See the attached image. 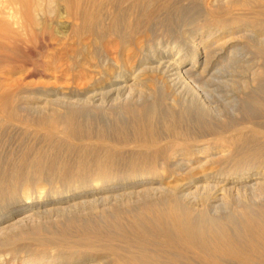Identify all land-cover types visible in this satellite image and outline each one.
<instances>
[{
	"label": "bare ground",
	"instance_id": "1",
	"mask_svg": "<svg viewBox=\"0 0 264 264\" xmlns=\"http://www.w3.org/2000/svg\"><path fill=\"white\" fill-rule=\"evenodd\" d=\"M169 2L0 0V56L4 55L5 61L12 58L16 65L20 63L19 67H23L24 61L35 54L34 48L47 52L51 49L49 46L57 42L61 45L60 54L72 62L62 69L61 65L53 66V61L59 57H48L53 61L40 63L43 71L52 70L54 73L61 68V73L56 74L65 77L76 68L80 69L82 77L90 79L86 89L87 103L82 104L85 108L80 107L82 102L79 99L77 103L70 99L75 97L73 88L68 92L53 90L50 95L55 100L40 97L41 102L37 104L25 102L20 105L19 99L24 100L27 96L22 80L27 74L34 73L28 71L14 80L9 70L0 66V219H6L4 226L0 225V249L21 241L23 237L24 232L10 234L8 227L12 226V229L13 225L16 226L14 223L33 219L34 215L54 213L59 218L62 215L60 225H63L56 228V232L55 228L52 229L57 236H62L61 241H54L55 237L53 241L48 239L50 236H45L46 233L44 238L40 235L38 241L39 246L49 248L51 245L52 250L57 248L60 254H53L49 249L53 255L38 256L30 261L29 254L25 253L27 250L9 248L7 255L14 260L21 258L22 264H85L82 263L84 258L97 255L94 263L104 264L99 252H110L111 264H264V209L257 211L243 198L249 192L256 201L264 194V181L253 180L264 177V144L258 140L264 138L261 121L256 123L249 119L233 127L226 126L227 123L226 127L220 126L222 124H216V121L200 124L201 120L184 125V118L182 124L181 114L175 112L158 119V104L155 101L148 103L151 96L149 100L146 97L151 95L147 85L154 80L160 85L165 82L169 85L168 81L174 86L179 83L184 86L190 80L211 77L224 54L230 53L229 48L212 44L220 34L214 27L226 31L232 24L264 28L261 16L264 14V0H210V15L215 17L210 16L213 19L207 22L208 29L191 33L193 37L189 40L188 52L176 45L162 46L154 41L159 44L155 47L151 43V22L161 18L160 10ZM59 11L64 13L60 17L66 18L69 25L55 36L49 20ZM221 13L223 18H216ZM198 34L207 37L197 42L195 37ZM260 49L264 54V46ZM188 61H191L190 66H186ZM108 103L118 106V117L124 115L126 119H119L121 122L115 119L116 123L109 125L105 124L106 121H96L92 114L93 119L89 114V117L83 115L86 119L82 116L88 107L84 104L91 107L90 112H95L108 109ZM260 104L264 109V103L261 101ZM107 109L105 112L109 113L110 108ZM223 142L232 148L230 158L236 163L233 165L237 170L235 179L247 181L246 187H241L246 189L244 191L235 180L226 178L229 176L224 175L226 172L224 177L216 175L214 171L217 170H205L207 162L219 152ZM226 155L227 152L223 156ZM176 170L196 172V176L187 182L184 177L178 187L176 183L173 187L166 181V174L170 172L172 176ZM179 177L182 179L181 175ZM49 195L58 199L54 203H51L53 200L47 202L46 196L47 200L51 199ZM231 195L238 200L232 203L235 204L233 210L228 215L227 211L226 216L219 214L225 209L222 208L223 200ZM201 196L204 200L201 199L203 203L198 206ZM242 198L245 201H241ZM124 199L132 204L151 202L136 208ZM26 200L29 201L25 207ZM124 202L133 208L123 213L116 209L118 213L113 214L108 210V214L99 215V220L89 219V216L88 219L80 217L61 221L95 205L110 203V208L112 204ZM36 220L38 222V218ZM39 220L42 224L48 221ZM55 226L58 227V223ZM116 242L128 247L121 251L114 247ZM5 257L0 255V264L7 263L8 257Z\"/></svg>",
	"mask_w": 264,
	"mask_h": 264
},
{
	"label": "rangeland",
	"instance_id": "2",
	"mask_svg": "<svg viewBox=\"0 0 264 264\" xmlns=\"http://www.w3.org/2000/svg\"><path fill=\"white\" fill-rule=\"evenodd\" d=\"M208 4H209V6H208ZM167 7L160 10L159 18L161 17L162 19L161 18L158 20L156 19L155 22H154V20L151 22V27H152L151 39L153 41V42L151 41V43H153L155 47H158L159 44L162 46L166 45V44L172 45V46L176 45L180 49H183L184 51L188 52V51H190V46H188L190 43L189 40H191L193 37V34H191V33L194 30H199V29H203V28H204V30L208 29L207 28V26H208L207 22H211L210 20H212L215 17L213 15H210V12L212 11V10H210L212 8L210 0H170L169 5ZM254 9L260 10L259 8H254ZM60 11L63 12L62 10H60ZM60 11L56 12V15H54L55 17H52L51 20H49V21H51L50 22L51 26L48 23L49 26L51 27V29L52 28L54 29V30L52 29V31L54 32L53 35H55V36H58L60 31L65 30L67 28V26L69 25V22L67 23L66 18H64L62 16L60 17L61 14H64V13H60ZM260 11H262V9ZM58 13H60V14H58ZM57 15H59L60 18L59 17L58 18L60 20L57 18ZM210 16H213V18ZM223 16H224V14L221 13L219 15H216V18H219V17L223 18ZM261 16H262V18H264V14ZM59 22H61L60 25H59ZM65 22L67 23V25H65L66 24ZM152 24H154V26ZM231 26L232 27L227 31L222 30L219 27H214L215 30H217L218 33H220V34H219V36H217L213 39L212 44H216V46H218L220 48L221 47H227V48H229L228 50L230 51V53H229V55L224 54L223 60H221L219 65H217L216 69L213 70L214 73L211 77L210 76H205V78L203 77L205 81L203 80V78H200L199 80L197 79L194 81L190 80L191 82L189 81L190 83L188 82L189 84L187 83L186 85L184 83V86H183V83H181V84L179 83L176 86H174L171 83H169L168 81H167V83L169 85H167L166 82L164 83V85H162V84L160 85L159 81L157 82L155 80L154 81L151 80L152 81L151 84L147 85V90L149 92L151 90V93H150L151 95L146 96V97H148L147 98L148 100L151 98V100H149L148 103L151 101V104H152L155 101V103L158 104V107L160 109L159 110L160 117L157 116L158 119L161 118V116H163V115H164V117H166L167 114L169 115V113L175 112L177 115H178V113H179V115L181 114L180 115V119H182L181 123L183 124L185 121L184 125H188V123H190L189 125H193L198 120H201V121H199L200 124H205V123H209V122H213V123L217 122L216 124H219V123L222 124V125L219 124L220 126L233 127V126L238 125L239 123L241 124L245 120L250 119V120L256 121V123L258 121L259 122L261 121L259 124L262 123L261 125L264 127V123H263L264 122V109L262 107L263 105L260 104L261 101L264 103V54H261L262 52L260 49V47L264 46V41H261V39L263 40V38H264V28H259V27H255V26H248L246 24L245 25L244 24H232ZM155 27H156V30H155ZM157 27L158 28L160 27L161 30H160V28L158 29ZM162 27H164V29H167V30H164ZM162 30L165 31V32H162L163 34L160 32ZM219 30H221V32ZM206 37L207 36H202L201 34H198V36L195 37V40L198 42L200 40L206 39ZM154 41H156L159 44L155 43ZM71 42H73V41H71ZM54 44L52 47L49 46V48H51V49H47V52H46V49L44 50L46 53H42V52H44L43 50L36 51L35 48L34 49L32 48L35 51L34 52L35 54L33 56H31L30 59L28 57L26 59V62L24 61L25 64L22 63V65L24 64L23 67H19V66H21L20 63H19V65H16L17 63L14 62L15 60H13L12 58H6L7 60L8 59H10V60L5 61L4 55L2 57L0 56V60H1L0 63L2 64V65L0 64V66L1 67L3 66L4 68L8 69L9 74H11V76L12 75L14 76V77L12 76L14 78V80L18 79L21 75L23 77L26 74V72L28 73V71L29 72L32 71L34 73V74L29 73L26 75L25 78H23V80H22L23 85L26 87L25 88L23 86L25 88L24 91H25V93L27 92L26 94L25 93L24 94L27 96H26V98H24V100L19 99L18 104L21 105V104H24L26 102V104L30 103V104L34 105V104H37L38 102H41L40 101L41 98H45V97H47V99H49V100H51V99L55 100L56 98L54 96L50 95V94H52L51 92L53 90H58L61 92H63V91L68 92L71 88H73L76 90L75 92H72L75 97L70 98V99L76 101V103L79 99L82 103L79 104V102H80L79 101L78 104L80 105V107L82 106L83 108H85L82 104H83V102L87 103L86 89H88V87L90 85V83H89L90 79H89V77H85V76L82 77V75L79 73L80 69L76 70V68L73 70V72H75V73L71 72L68 75H66L65 77L63 76L64 74L61 75L60 74L61 68L64 69L66 67V65H68L72 61H67L65 56L60 54L61 51H59V48H61V45H59L57 42H55ZM51 50H52V52H51ZM99 53H100V50L97 51V56H99ZM46 56H47V59H46ZM48 57H52V59H53V57L54 58L59 57L60 60L57 58L58 60L56 59V61H53L51 59H48ZM61 57L64 60H62ZM2 58H3V60H2ZM75 59L76 58H74V62H76ZM96 59L98 60V57ZM50 60L54 62L53 66L58 65L56 67H60V65H61V68H59L57 70V72L53 73L52 70H48L49 72L52 71V73L51 72L49 73L48 71L47 72L43 71L42 67L40 66V65H42L40 63H44L45 61L47 63ZM61 60H62V62H61ZM190 64H191V61H188L186 66H190ZM31 65H33V66H31ZM64 65H65V67H64ZM16 66H18L19 68ZM58 72H60L59 73L60 75L56 74ZM28 75H30V76H28ZM71 75H73L72 79H71ZM58 76H59V78H58ZM206 78H208V79H206ZM66 80H68V81H66ZM68 83H70V84H68ZM162 86H165L164 87L165 89ZM160 88L161 89L163 88L164 90L163 89L161 90ZM29 96H30V98H29ZM149 96H151V97L149 98ZM146 97H145V99H146ZM258 98L260 100H258ZM190 100L192 101L191 103H190ZM144 101H145V104H147V100H144ZM201 101H203V102H201ZM60 103H62V102H60ZM63 103H65V102H63ZM202 103H204L205 105ZM112 104H114V103H112ZM84 105L86 107L88 106L86 108V111H89V113L88 112L86 113V111L83 110L82 116L86 115L87 117H89V115L91 116V114H92V116L95 118L96 121L99 119L98 122L102 121L104 123V121H106L105 124L108 123L109 125H111V123L114 124L118 121L121 122V120H119V119H122V121H124L123 119H126L124 117V115H122V114H121L122 118L118 117L119 116V114H118L119 108H117L118 107L117 104H116L117 107H115L114 105H113L114 106L113 107V106H110L111 102H110V105L108 103L109 107L108 106L107 107H108V109L110 108V110H109L110 114L108 112H105V110L107 108L103 111H100V110H96L95 112L92 111L94 114L96 113L95 116L92 112H90L91 107H89V105H87V104H84ZM205 106H207V107H205ZM189 109H190V111H189ZM232 109H234V111H232ZM84 111H85V113H84ZM105 113H107V115ZM207 113H209V114H207ZM97 115H98V117H97ZM105 115L107 116V118ZM110 115H111V119H113V120L109 119ZM86 116H83V117H85L84 119L87 118ZM92 116H91V118H92ZM100 117H101V119H100ZM182 117L184 118V121H183ZM200 118H202V119H200ZM115 119H116V122H115ZM188 119H190V120L192 119V120L190 122H188L189 121ZM158 121H160V120H158ZM226 123H227V125H226ZM245 131L248 132L249 130L246 129ZM263 139L264 138H262V137L258 138V140L261 144H264ZM226 147H228L229 149H227ZM229 151H230V153H229ZM226 152H227L228 156L227 155L223 156V155H225ZM231 154H232V148L228 145V143L223 142L222 147L220 148L219 152L216 155L211 156L212 159H210V161L207 162V165H209V166H207L205 164L206 165L205 170L208 171L209 168H210L209 169L210 172H211V169H212V172L214 170H217V172L214 171V173H216V175H218V176L229 175L227 177L226 176H224V177L229 178V180H231V181L235 180L237 186H239L240 189H242L241 191H244L246 189L241 188V187H244L247 184V181H239V179H235V178H237V176H236L237 170L234 168L236 163L234 162V160L232 158H230ZM230 164H231V166H229ZM255 170H257V169H255ZM230 171L233 173H231ZM177 172L180 174H178ZM184 172L185 173H183L182 171L179 172V170H176L175 173H173V175H172L174 177H172L171 176L172 173L169 172L166 174V176H167L166 181L167 182L169 181L170 185L172 184V186L173 185L175 186V183H176V185L177 184L180 185L179 183L180 182L182 183L185 179L186 180L184 182H187V180L189 178L196 176V172L194 174L193 173L191 174V172L190 171L188 172V170H185ZM224 172H226V173L223 175ZM169 174H170V176H168ZM184 174H185V176H184ZM180 175H181V178L183 180L179 179ZM198 175H199V173H198ZM188 176H190V177H188ZM184 177H185V179H184ZM263 179H264V177L262 176L260 178H254L253 180L264 181ZM237 180L239 181V183H237L238 182ZM178 185H177V187H178ZM247 194H248L247 196L249 198L247 196L243 197V198H246L248 201H250L249 204L251 206H255L257 211H258V209L260 210V208L264 209V198H262L264 196V194L262 197H260V199L256 198L255 199L256 201H254V199H252V196H251V194H249V192ZM233 196H235V195H231L232 198L230 196L226 197L225 198L226 200L224 199L225 201L223 200L224 206L222 208L223 209L225 208V209L222 210L219 214L222 213L221 215L224 214V216H226L225 214L227 213V211H229L227 213V215H228L233 210L232 205L235 206V204H232V203H234V200L236 199V196H235V198ZM49 197L51 198V199H48L49 201L47 200V196H46L45 200L47 202H51L53 200L51 203H54V200L56 201V199H58L56 196L51 197L49 195L48 198ZM203 198H204V196L202 198H200V197L198 198V202H199V203L197 202L198 206L202 205V203H203L202 200H204ZM243 198L240 200L245 201V200H243ZM227 200H228L229 204L227 203ZM26 201L23 203L25 205V207H26V205H28L29 200L27 201V203H26ZM124 201L126 202L127 199H124ZM147 201H150V200H147ZM147 201L139 202V203H135V204L134 203L132 204L129 201H127V202H129L132 206L136 205L135 207L138 208L137 206H141V204H143ZM235 201L237 202L238 200H235ZM251 201H252V203H251ZM125 202H124V204L123 203H118V205L114 204V206H119L116 208L113 206V204H112L113 207L111 206L109 208L108 206H110V203L105 204L103 206L102 205H99V206L95 205L94 207L95 208L97 207V209H94V207L92 209L87 208L86 210L77 212V213H80V215L79 214L77 215V213H74L75 215H73V217H72L71 216L72 214H70L67 217H65L64 219L62 218L61 221L64 222V221H69V220H75V219H78L80 217L81 218L87 217L86 219H88L89 216H90L89 219L92 218V220H97L98 217L100 218V216L102 215L103 212H105V213L107 212L106 214H108V212L110 211L111 213L109 212V214H113V212L115 213V211L117 209L118 211L121 210V212L123 213V211L125 212V211L133 208V207L129 208L130 207L129 203L125 204ZM200 203H201V205H199ZM119 204H121V205H119ZM106 205H107V211H106ZM225 205L226 206L229 205V206H231V208L229 209L228 206L226 208ZM259 206H261V207H259ZM104 208H105V210H103ZM25 210H27V208ZM90 210L92 212H90ZM225 210H226V212H225ZM261 211H263V210H261ZM22 213L26 214V212H22ZM81 213H83V214H81ZM89 213H90V215H89ZM197 213H199V212H197ZM46 215H48V217H46ZM37 216H39V217H37ZM51 217H52V219H51ZM61 217H62V215H60V218ZM37 218H38V222L36 220ZM39 218L41 220H44V221L48 220V221H47V223L43 222V224H42V221H40ZM60 218H59V215L56 214V216H55L54 213H51V215L45 214V216L44 215L43 216L42 215H34L33 219L28 218L29 219V220L27 219L28 221L25 220L22 222L14 223V224H16V226L13 225L14 228H12V229H10L12 226L8 227L9 229L7 228L8 229L7 231H9V233L10 232L14 233L16 231L24 232L23 233L24 235L22 234V236H23L22 239H24V240L21 239V241H19V242L17 241L13 245H6V246L2 247L0 249V253H1L0 255L6 256L5 258L8 257V259L6 260L8 264H19V263L22 264L21 258H17L16 260H14L13 257H11V255L10 256L7 255V251L10 250L11 248H17L20 251H22V250L26 251L27 250L25 253L29 254L28 258L30 261H32L33 259L35 260V258L38 256H43V255L50 256L53 254H60L61 251L59 249L53 247L55 249V252H54V249L52 250V248L50 247L51 245L48 248L47 245H46V247H43L40 245L41 246L40 247L38 244V241L40 240L41 236H43V238H44L46 235L50 236V237H47L48 239H52L55 237L54 241L57 239H59V241H61L62 236L58 235L59 236L58 237L57 234H55V232L57 231L56 228L59 229V227L61 228L63 226V225H60V224H62V223H60ZM32 220H33V222H32ZM31 222H32V224H31ZM56 222L59 225L58 227L55 226V225H57ZM5 223H6V219H0L1 227H2V224L4 226ZM33 224H34V226H33ZM37 225H39V226H37ZM31 226H33V227H31ZM41 227H43V228H41ZM53 228H55V229H53ZM40 229H41V231H40ZM52 229L55 232H53ZM66 230L68 231V229H66ZM5 232H6V229H5ZM51 232H53V233H51ZM44 233H46L45 236H44ZM4 234L7 235L8 232H6ZM51 235H53V236H51ZM37 236L38 237L40 236V237L38 238ZM34 237H37V238H34ZM30 238H31V240H32V238H34L35 241L37 239V242H35L34 240L33 241L29 240ZM52 241H53V239H52ZM31 242H33L35 244H32ZM28 243L32 244V245L29 244V246L31 247V250H30L31 253H30V251H28L29 248H27ZM121 243L116 242L114 247L116 246L121 251H122V248L126 249L128 247V246L121 244ZM119 245L121 248L119 247ZM9 246H11V247H9ZM39 247L41 250L44 249L43 253L41 252L40 249H38ZM45 249L47 251H45ZM49 249L53 254H51ZM57 250H59V251H57ZM1 251H3V254ZM135 251H139V250L135 249ZM44 253H46V254H44ZM99 253H100L99 255H101V257L103 256L102 258H104V261H103L104 264L113 263L112 262L113 259H111V261H110V258H113L111 256L112 254L110 252H109L110 254L105 253V252H103V253L99 252ZM22 254H24V253H22ZM95 258L97 259V255H96V257L94 256V258L93 257L84 258V261H82V263L95 264L94 263ZM107 262H109V263H107ZM79 264H81V262Z\"/></svg>",
	"mask_w": 264,
	"mask_h": 264
}]
</instances>
